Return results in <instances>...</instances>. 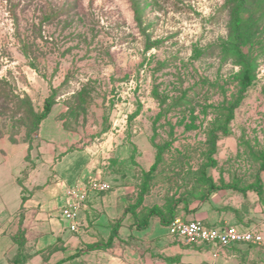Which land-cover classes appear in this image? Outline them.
Listing matches in <instances>:
<instances>
[{
  "label": "rangeland",
  "instance_id": "1",
  "mask_svg": "<svg viewBox=\"0 0 264 264\" xmlns=\"http://www.w3.org/2000/svg\"><path fill=\"white\" fill-rule=\"evenodd\" d=\"M231 22L224 0H0V88L10 108L0 139L27 143L34 163L39 144L56 152L49 163L70 155L105 178L138 219L153 206L167 214L182 197L217 211L223 197L259 213L253 221L264 233V0H246L235 40ZM147 37L159 42L146 51ZM228 40H239L253 78L226 124L220 108L239 95L242 72L240 53L221 52ZM53 89L48 115L63 130L56 143L47 130L38 134L48 115L30 130L25 114H11L26 99L41 111ZM154 132L156 143L168 142L156 164ZM211 184L227 187L209 194ZM234 252L227 264H264V241Z\"/></svg>",
  "mask_w": 264,
  "mask_h": 264
},
{
  "label": "crops",
  "instance_id": "2",
  "mask_svg": "<svg viewBox=\"0 0 264 264\" xmlns=\"http://www.w3.org/2000/svg\"><path fill=\"white\" fill-rule=\"evenodd\" d=\"M55 117L51 111L43 121L48 122V129L44 130L42 122L38 131L42 136L47 130L54 143L63 135ZM29 148L24 142L0 139V264L11 263L19 244L28 249L29 255H22L25 264H227L235 255L236 251L228 248L214 258L209 247L177 243L157 215L149 216L145 225L138 226L139 219L132 215L117 191L89 193L86 206L79 212L82 231L71 232L59 214L65 205L64 189L80 184L93 173H88L87 167L73 165L70 155L64 161L56 159L49 163L48 157L55 158L56 152L40 144L33 148L34 157L39 156L37 163L28 161ZM40 150L47 152L40 154ZM227 192L223 193L225 198L230 194ZM218 200L222 209L217 211H208L207 202H179L177 216L240 228L257 221L254 216L259 213L254 214L248 204L236 205L231 200L226 205L222 203L227 201L223 197ZM256 207L261 208L258 203ZM118 221L116 235L109 244L111 229Z\"/></svg>",
  "mask_w": 264,
  "mask_h": 264
},
{
  "label": "trees",
  "instance_id": "3",
  "mask_svg": "<svg viewBox=\"0 0 264 264\" xmlns=\"http://www.w3.org/2000/svg\"><path fill=\"white\" fill-rule=\"evenodd\" d=\"M137 1L138 0H132V2H134V4H136ZM245 2H246V0H224L226 7L230 10L231 19H232V22H231L232 27H231V34L230 35L234 38V40L236 37L237 38L240 37L241 12H242V8L245 5ZM51 17H53V15H49V16L45 17L44 19L49 20V18H51ZM229 32H230V29H229ZM158 42L159 41H153L149 37H147L145 50L147 51L151 48H154L155 46H157ZM24 46L26 47V45H24ZM221 52L223 54H225L226 57H229L230 54H232L234 52H236L237 54L238 53L241 54L239 64L242 67V72H241L240 78H239L240 88L238 89V93L240 96L239 95L237 96V94H233V99H231V101L228 102L230 104L229 107L227 108V105H225V106L223 105V107L220 108V110H223V113L225 110H227V112H228V115L224 121V123L227 124L232 119L233 112L237 106V101L240 99L242 92L245 91L251 85L253 75H252V65H250L248 61L244 60L246 57L245 53H242V50L239 48V40L238 41H232V40L229 41L228 40L227 42H225V45H223L221 47ZM25 54H26V52H25ZM204 80H207V79H204ZM56 93H57V90L53 89L50 96L45 98L43 108L41 111H35L30 100L26 99V101H28V106L23 107V106H16L15 105L18 108L16 111H11V114L13 116H15L16 114H19V113L25 114L27 125L30 126V130L31 129L36 130L38 128V125L41 122V120L44 119L48 115V113L51 110V107L56 102ZM25 97L27 98V96H25ZM15 99L19 102L24 101V103H25V100H22L19 97H15ZM165 99L166 98L160 97L159 101H160L161 105H163L165 103ZM0 100H1L0 101V103H1V105H0V116H1L5 112H10V108H9V104H8V93H7V91L6 92L3 91V89H1V88H0ZM9 102H12V100H9ZM14 104H15V102H14ZM17 105H18V103H17ZM218 107L219 106H216V108H218ZM217 111L219 114V110H217ZM162 112L164 113V108L161 111L160 115L163 114ZM192 118L194 121L195 116H192ZM217 118H215V119L217 120ZM155 134H156V132H154L152 137H151L152 143H153V145L157 151L154 164H156L162 160L163 152L165 150V145L168 143V142H164L163 144L156 143L154 141L155 136H156ZM257 180L259 183L260 179L258 178ZM210 187H211L210 188L211 193H209V194H213L216 191H218L224 187L226 188L227 186L211 184ZM251 189L258 192V191H260L259 190L260 186L259 185L255 186V187L249 186L247 188H244L241 192L245 193L247 190H251ZM145 192H146V187L143 188L142 191L140 192V197L138 199L137 205H139L142 202L143 194ZM201 199H203V196L201 197ZM179 202H184V203H187V205H188L189 200L187 198L182 197L180 199L173 201V205H170L167 209V214H164V212H162V210L158 206H153L152 208L148 209L147 212H145L142 215V218L139 219L138 226L142 227L143 225H145L148 222L149 216H152V215H157L164 224H166V225L169 224L170 221L175 216H177L175 208L179 204ZM187 205L184 206L185 209H187ZM132 215L137 219L139 218V216L133 210H132ZM184 220H187V219H184ZM200 220L208 226H216V224L211 225V224L204 222L203 219H200ZM118 225H119V221L111 229V235H110V239L108 241L109 244H111L112 238L116 235ZM248 225H250V223ZM238 245H243V244H238ZM238 245H234L230 248L235 249ZM247 245H252V244H247ZM18 247H19V249L17 250V253L14 255L10 264H24L25 263L26 259H25V257L22 256L23 255V252H22L23 245L19 244ZM233 247H235V248H233Z\"/></svg>",
  "mask_w": 264,
  "mask_h": 264
},
{
  "label": "built area",
  "instance_id": "4",
  "mask_svg": "<svg viewBox=\"0 0 264 264\" xmlns=\"http://www.w3.org/2000/svg\"><path fill=\"white\" fill-rule=\"evenodd\" d=\"M110 184L99 173L92 174L80 184L71 185L64 189L65 205L60 209V217L68 229L76 234L82 231L79 212L86 206L89 193L108 191ZM169 235L181 245L188 247H209L216 258L226 249L238 244L259 246L264 241V233L257 223L238 227L236 225L208 226L200 219L184 220L175 216L167 224Z\"/></svg>",
  "mask_w": 264,
  "mask_h": 264
}]
</instances>
